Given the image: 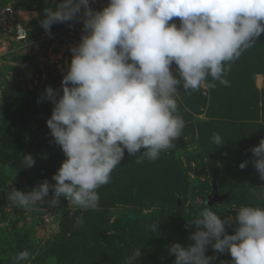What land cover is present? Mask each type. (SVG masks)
<instances>
[{"label": "clouds", "instance_id": "obj_1", "mask_svg": "<svg viewBox=\"0 0 264 264\" xmlns=\"http://www.w3.org/2000/svg\"><path fill=\"white\" fill-rule=\"evenodd\" d=\"M90 5L91 0H61L39 21L49 36L52 25L68 22L82 23L83 34L69 49L72 58L60 89L46 86L37 101L53 105L46 124L66 159L52 176L55 184L45 179L29 192L7 190L15 208L55 207L64 198L74 208L97 209V190L111 182L125 150L137 164L156 161L181 137L180 89L214 88L209 78L228 86L231 65L264 33V0H108L100 10ZM210 142L224 145L215 132ZM246 151L251 160L239 167L251 162L264 181V138ZM22 161L23 168L35 164L30 154ZM249 192L264 201V186ZM235 212L221 217L205 204L187 225L196 229L188 237L192 243L168 246L174 264H214L216 254L226 252L232 260L220 264H264V206L242 205ZM83 224L77 217L76 225ZM158 226L151 225V232ZM226 226H234V234ZM141 255L134 249L124 264H138ZM12 260L27 262L30 253L20 251Z\"/></svg>", "mask_w": 264, "mask_h": 264}, {"label": "rangeland", "instance_id": "obj_2", "mask_svg": "<svg viewBox=\"0 0 264 264\" xmlns=\"http://www.w3.org/2000/svg\"><path fill=\"white\" fill-rule=\"evenodd\" d=\"M11 1L30 37L22 49L7 41L10 53L0 61V264H13L12 257L25 250L30 260L21 264H124L136 248L142 252L138 264H174L168 246L192 243L188 237L196 229L187 225L205 204L221 217L235 216L242 205L264 206L249 192V187L264 186V181L251 162L239 167L251 160L246 150L264 138V74L248 79L256 91L248 104L244 98L248 80L238 73L235 98L227 97L222 105L212 99L210 88L190 92L181 88L176 97L185 121L181 137L156 161L137 164L125 150L111 182L97 190V209L74 208L64 198L55 207L41 205V212L15 208L7 190L29 192L45 179L55 184L52 176L66 159L46 124L53 105L37 101L46 86L60 89L72 58L69 49L83 33L79 22L54 24L50 36L40 26L44 10H55L61 0ZM175 22L179 24V19ZM258 39L264 44V33ZM31 42L39 43V51ZM214 132L221 135L223 146L210 142ZM29 154L35 164L23 168L22 158ZM52 195L50 190L46 199ZM48 213L53 218L47 219ZM81 216L84 224L77 226ZM153 224H159L156 233L151 232ZM226 230L234 234V226ZM213 254L209 248L206 255ZM216 255L214 264L232 260L227 252Z\"/></svg>", "mask_w": 264, "mask_h": 264}, {"label": "trees", "instance_id": "obj_3", "mask_svg": "<svg viewBox=\"0 0 264 264\" xmlns=\"http://www.w3.org/2000/svg\"><path fill=\"white\" fill-rule=\"evenodd\" d=\"M4 1L5 0H3L2 2ZM2 2H0V4ZM28 7L31 8L32 4L29 3ZM29 37H30V34H29ZM262 41L263 40H259V39L256 40V46L245 51L242 54V56L238 60H236L235 63L231 65L230 70L225 75V76H228V82H229L228 86L221 85L220 83L216 84L217 82L211 81V78H209L210 82H213L216 84L214 88H210L211 93L213 94V97H212L213 100L217 101L220 105H222L223 103L226 102L227 97L231 99V101L235 98L236 84H237V81L239 80L237 78L238 73H240L246 80H248L249 78H251L253 75L257 73L264 74V44L262 43ZM249 81L251 80H248V83L246 82V85H245L246 88H244L245 89L244 98H245L246 103L248 104L253 102V99L255 98V94H256L255 89L253 88L252 84L249 83ZM221 87L224 88L223 92L221 91ZM228 90H231V91H229L228 94H226ZM225 108L230 109L229 107H225ZM31 213L33 214L34 212H31Z\"/></svg>", "mask_w": 264, "mask_h": 264}, {"label": "built area", "instance_id": "obj_4", "mask_svg": "<svg viewBox=\"0 0 264 264\" xmlns=\"http://www.w3.org/2000/svg\"><path fill=\"white\" fill-rule=\"evenodd\" d=\"M14 1L5 0L4 3L0 4V61L3 56L9 54L10 44L7 41L13 42L16 46L22 47L29 41V32L20 22L14 9ZM108 0H91V7L94 10H100L102 7L106 6ZM6 45V46H5ZM29 45V44H28ZM30 45L39 51V43L31 42ZM44 209V208H41ZM41 209H38L40 212ZM34 212H36L34 210ZM48 217L53 218V215L48 213Z\"/></svg>", "mask_w": 264, "mask_h": 264}]
</instances>
